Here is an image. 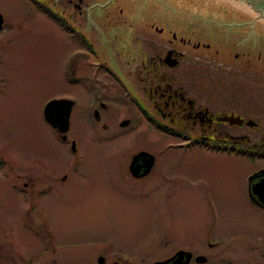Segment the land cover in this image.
<instances>
[{
    "label": "rangeland",
    "instance_id": "374dc122",
    "mask_svg": "<svg viewBox=\"0 0 264 264\" xmlns=\"http://www.w3.org/2000/svg\"><path fill=\"white\" fill-rule=\"evenodd\" d=\"M39 2L0 0V264H99L100 256L105 264H151L178 249H194L208 264H264V210L248 198L249 178L264 168V159L180 147V139L140 121L124 129L119 123L125 113L88 135L83 92L68 77L79 44L43 9L58 11L55 2L72 5ZM118 4L110 7L112 14L123 9L160 15L172 28L196 25L199 37L212 44L211 51L193 52L199 61L213 63L219 73L241 71L256 79L249 85L217 83V94L227 96L221 85L238 88L234 108L264 118V21H251L245 30L229 26L238 14L255 19L259 9L233 0ZM196 4L209 11H194ZM218 39L224 44H214ZM217 49L221 58L211 54ZM235 53H245L250 65L235 61ZM76 61L79 79L89 70L81 54ZM71 95L81 103L65 141L43 113L48 101ZM241 131L258 142L264 119L260 130ZM141 149L156 162L151 173L136 178L129 164Z\"/></svg>",
    "mask_w": 264,
    "mask_h": 264
},
{
    "label": "flooded vegetation",
    "instance_id": "af4514ba",
    "mask_svg": "<svg viewBox=\"0 0 264 264\" xmlns=\"http://www.w3.org/2000/svg\"><path fill=\"white\" fill-rule=\"evenodd\" d=\"M68 1L72 8L55 2L59 12L52 10L48 5H44L43 9L46 12L45 8H49L57 13L56 17H52L55 18L54 21L79 44L78 51H73L70 57L68 77L71 87L81 88L83 92L82 105L86 112L83 114L82 124L88 135L91 132L97 133L98 126L107 128L108 122L111 123L125 113L128 116H124L119 123L124 129L140 121L156 133L180 139L183 141L180 147H202L227 154L230 153L214 149L253 148L258 150L255 159H264V153L260 152L264 149V135L255 142L251 141L245 131H241L246 127L260 130L264 118L259 116L255 119L246 113L245 109L234 108L231 98L240 91L238 88L221 85L222 92L225 91L223 87L227 89L225 96L217 94L219 90L216 87L217 83L249 85V82L256 79L251 81L245 77V72L241 71L237 74L233 71L219 73L213 70V63L199 61L202 59L196 57L193 52L211 51L212 44L199 37L202 36V31L195 30L196 25L184 24L182 28H172V21L161 19L160 15L122 14L123 9H119L120 14H112L113 9L116 10L120 6L118 0ZM37 3L40 5L39 0ZM254 17L255 19H250L252 16L249 14L235 15L229 26L232 29L245 30L251 25V21H264V14H255ZM224 42L218 39L214 44L223 45ZM214 53H211L214 57L221 58L219 49ZM80 54L85 70L89 71L87 75L77 79L76 60ZM246 56L245 53H235L234 59L249 66L248 59L247 64L244 60ZM124 69L133 72L124 74ZM71 96L68 98L74 101V105L70 129L75 110L81 103L76 96ZM231 116L240 119L231 123L228 120ZM251 122L257 125H251ZM141 151L149 152L145 149L139 152ZM234 155L252 158L250 154ZM248 198L254 206L264 210V206L251 198L249 189ZM183 250L192 253L188 264L209 263L204 254L194 249ZM176 252L155 259L151 264L166 260ZM199 256H205L206 261L199 262ZM115 262L119 261L110 264Z\"/></svg>",
    "mask_w": 264,
    "mask_h": 264
},
{
    "label": "water",
    "instance_id": "95a60500",
    "mask_svg": "<svg viewBox=\"0 0 264 264\" xmlns=\"http://www.w3.org/2000/svg\"><path fill=\"white\" fill-rule=\"evenodd\" d=\"M243 2L254 9H259L261 13L264 11V0H236ZM4 19L0 13V29L3 26ZM74 101L69 98H57L52 99L46 103L44 107L45 119L51 126L57 129L62 134V139L67 140V133L70 129V117ZM240 118L231 116L228 118L231 123H236ZM251 125L256 123L251 122ZM73 150L76 151V142H73ZM155 164V156L152 153L141 151L137 153L130 164L131 173L135 177H143L149 174ZM249 193L251 198L259 205L264 206V169H261L250 176L249 178ZM192 253L187 250H179L172 257L157 261L153 264H188ZM199 262L206 261L205 256H199L197 258ZM99 263L104 264L105 259L99 258ZM119 264V263H114Z\"/></svg>",
    "mask_w": 264,
    "mask_h": 264
},
{
    "label": "trees",
    "instance_id": "16d2710c",
    "mask_svg": "<svg viewBox=\"0 0 264 264\" xmlns=\"http://www.w3.org/2000/svg\"><path fill=\"white\" fill-rule=\"evenodd\" d=\"M46 12L49 13L50 16L52 17H56L57 13H55L54 11L50 10L49 8H45ZM214 150H218V151H223V152H229L230 154H250V156L252 158L256 157L255 155L257 154L258 150H253V148L250 149H229L226 147H218ZM260 152L264 153V149L260 150Z\"/></svg>",
    "mask_w": 264,
    "mask_h": 264
},
{
    "label": "bare ground",
    "instance_id": "6f19581e",
    "mask_svg": "<svg viewBox=\"0 0 264 264\" xmlns=\"http://www.w3.org/2000/svg\"><path fill=\"white\" fill-rule=\"evenodd\" d=\"M210 4H212V3H210ZM216 5H218V4H216ZM196 8H198V9H199V13H200V14H202L204 10H205V11H209V9H208V8H206V7L202 6V5H199V4H196V5H195V9H194V11H195V10L197 11V9H196ZM193 15L195 16V19H197V20H198V17L196 16V15H197V13H196V12H194V13H193ZM214 16H215V15H214Z\"/></svg>",
    "mask_w": 264,
    "mask_h": 264
}]
</instances>
